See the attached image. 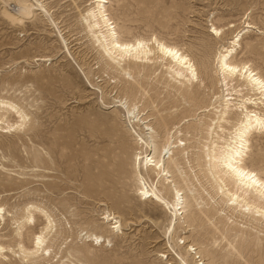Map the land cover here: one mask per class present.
<instances>
[{"label":"rangeland","instance_id":"1","mask_svg":"<svg viewBox=\"0 0 264 264\" xmlns=\"http://www.w3.org/2000/svg\"><path fill=\"white\" fill-rule=\"evenodd\" d=\"M12 1L33 3L34 17L21 22L6 17L2 10L11 9L14 4L11 7L6 4ZM29 1L0 0V96L19 99L32 112L35 122L30 130L18 134L4 132L1 137L0 202L5 203L6 213L0 225V242L10 248L5 249L8 255L0 258L4 262L0 264H12V261L13 264H57L60 254L53 261L40 258L32 263L11 250H18L13 239L16 224L12 218L24 202L34 198L35 202L49 206L57 228L66 226L71 232L77 231L83 220L108 228L115 220L104 223L102 217L107 211L122 220V230L116 234L96 229L99 234L109 236L110 241L106 243L93 245L82 237L75 240L73 248L59 264L72 261L77 264H187L177 252L181 253L179 249L189 242L192 244L197 231L204 234L208 242H214L218 234L214 236L211 232L214 230L211 224L197 229L180 227L178 235L194 237L186 239V244L179 239L182 244L179 247L166 232L170 224L168 208L159 206L154 197H139L136 183L128 173L130 161L136 150H141L136 148L137 142L143 147L142 151L146 149L148 153L152 147H147L146 143L151 146L153 143L145 125L136 124L138 121L130 118L121 106L119 100L126 99L123 96L125 80L114 78L116 74L105 68L98 45L90 36L83 15L93 0ZM38 1L43 2L48 11L38 6ZM107 6L122 38L158 36L189 54L199 67L206 63L207 68L202 72L206 85L199 89L200 98L205 102L191 117L181 119L188 103L178 101L162 84L156 85L162 69L146 82V96L138 105L143 109L145 106L144 114H151L150 123L158 132L159 143L167 130L172 132V140L180 136L185 143H200L197 136L186 133V126L200 117L209 119V115H213L208 111L210 108L213 111L211 103L221 99L222 90L223 95L228 93L221 84L212 86L218 78L214 60L218 48L227 45L237 32L246 31L239 42L235 62H249L264 77V0H110ZM248 22L254 27L245 28ZM213 25L222 27V38L212 34ZM260 107L264 109L263 104ZM17 118L15 113L11 114L12 122ZM178 128L182 129L179 135L175 132ZM246 163L264 167V130L252 135ZM193 164H186L183 159L181 167L194 174L198 167L192 168ZM122 166L128 170L126 174L116 171ZM142 172L147 181L152 182L154 176L150 178L145 170ZM44 182L54 186L48 188ZM62 200H67V210L61 208ZM224 214L231 215L228 211L222 213L223 217ZM234 219L246 227V237L230 238L234 244L242 241L243 247L241 257L233 251L229 260L235 264L238 260V264H264V222L255 227L240 217ZM44 223L45 217L41 215L31 224L32 229L23 230L27 247L33 245ZM77 245L84 251L74 252ZM198 247L194 245L190 252L198 251ZM184 257L192 264L201 263L198 257Z\"/></svg>","mask_w":264,"mask_h":264},{"label":"bare ground","instance_id":"2","mask_svg":"<svg viewBox=\"0 0 264 264\" xmlns=\"http://www.w3.org/2000/svg\"><path fill=\"white\" fill-rule=\"evenodd\" d=\"M41 1H38V6L44 11H48L46 5ZM109 2L110 0H93L86 11L83 10L86 12L83 18L90 31V36L95 39L98 45L101 60H105V68L111 69L116 74L114 78L125 80L123 96L125 95L126 99L119 100L121 106L125 108L124 110L130 118L138 121L136 124L143 123L145 125V130L150 131L153 143L152 146L146 143L147 147H152L151 152L148 153L146 149L142 151L143 147L138 146L139 142H137L136 148L141 150L138 152L136 150L134 158L131 155L133 160L130 161V171L128 172L124 166L118 167L116 171L123 174L128 172L132 175L140 198L153 199L154 197L159 206L168 208L170 216L167 218V222L170 224H167L166 232L171 235L172 240L179 247L182 245L178 241L179 239L184 240L183 244H186V239L194 236L182 237L177 234L178 228L193 227L197 229L206 224H211L214 227L211 232L214 236L215 233L218 234L217 237H214V242H208L205 235L197 231L192 244L189 242L188 245L179 249L181 253L177 252L178 255L187 264L192 263H190L191 260L188 262L184 255H191L193 259L200 258L201 263L197 262V264H220L221 261H224L225 264H235L229 260V257L234 254L233 251L241 257L243 244L242 241L234 244L230 238L239 236L240 240L244 239L246 227L244 228L243 224L241 225V222L235 220L234 217H240L242 221L251 223L255 227L264 222V167L256 168L254 165L250 166L246 163L251 148L252 135L264 130V109L260 107L261 104L264 105V77L249 62L237 63L234 60L240 46L239 42L246 31L243 29L237 32L228 44L221 45L215 54V72L218 74V78L214 79L215 82H212V86L221 84L222 87H226L225 90L228 93L223 95L222 90L221 99L211 103L213 111L211 108L208 111L213 115H209V119L200 117L187 124L186 133L191 132L195 137L197 136L200 143L196 141L185 143L180 136L172 140V132L169 130L166 131L162 143H159L157 141L158 132L150 123L151 114H144L145 106L143 109L138 105L142 101L141 99L146 96V82L153 74H156L158 69H162L160 78L156 80L158 83L156 85L162 84L165 91L174 94L178 101L188 103L189 106L182 112L181 119L186 116L191 117L197 114L196 112L203 107L205 102L200 98L199 89L206 85L202 76L203 70L207 68L206 63L200 65L201 71L199 65L189 54L175 45L166 43L158 36L149 39L140 37L133 40L122 38L117 25H114L108 12L107 4ZM6 5L10 7L13 5L11 9H7V7L2 10L6 17L12 21L21 22L24 19H31L35 15L34 4L30 1L7 2ZM250 27L254 26L248 22L245 28ZM212 34L222 38V27L213 25ZM244 90H246L245 93H243ZM109 91L112 92V89ZM127 98L130 100L128 101ZM13 113L18 116L14 122L11 121ZM34 126L32 112L27 105L22 104L16 97L0 96V144L3 143L1 137L4 136V132L18 134L30 130ZM172 126L174 125L172 124ZM175 132L179 135L182 129L178 128ZM196 148L199 150L193 151ZM190 151L192 152L191 156H189ZM144 153L148 154L143 155ZM183 159L186 164L193 162L191 167H198V171L193 174V172L184 170L186 167H181ZM2 167L5 168L4 165ZM142 170H145L150 178L154 176L151 179L152 182L147 181ZM27 181L29 180H22V182ZM44 183L48 188L54 186L48 182ZM34 199L24 202L12 218L13 223L16 224L13 230V239L18 250L13 248L11 250L18 253L23 260H30L32 263L40 258L53 261L60 254L56 261L59 264L63 261L65 254L71 251L72 243L75 240L82 237L83 240H88L93 245L102 244L107 240L110 241V238L109 236L105 237L103 232L99 234L96 229L103 228L104 232H110L111 235L122 230V220H117L118 216L110 211L104 212L105 215L103 214L102 217L105 220L104 223L115 220L108 224V228L105 225L100 226L98 223L84 220L79 224L77 231L71 232L66 226L57 228V220L49 206L43 202H35ZM59 204L63 210L68 209L67 200H62ZM225 211L230 212L231 215H227V213L223 217L222 213ZM165 212L168 213L166 210ZM5 213V203L0 202V225L5 218ZM39 214L40 216H38ZM41 215L45 217V223L40 232L36 233L33 245L27 247L24 243L23 230L32 229L31 224L37 218H41ZM70 238L71 240L68 241ZM86 244L89 245L87 242ZM216 244L218 248H215ZM194 245L200 247H198V251L191 253ZM172 247L175 249L173 245ZM7 248L10 247L0 242V258L8 255L5 253ZM73 251L83 252L84 250L77 245ZM238 261L240 262V260ZM1 262L4 263L0 260ZM64 264L77 263L72 261Z\"/></svg>","mask_w":264,"mask_h":264}]
</instances>
